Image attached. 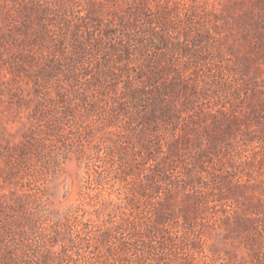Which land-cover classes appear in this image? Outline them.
I'll return each instance as SVG.
<instances>
[{"label": "rangeland", "instance_id": "1", "mask_svg": "<svg viewBox=\"0 0 264 264\" xmlns=\"http://www.w3.org/2000/svg\"><path fill=\"white\" fill-rule=\"evenodd\" d=\"M0 264H264V0H0Z\"/></svg>", "mask_w": 264, "mask_h": 264}]
</instances>
